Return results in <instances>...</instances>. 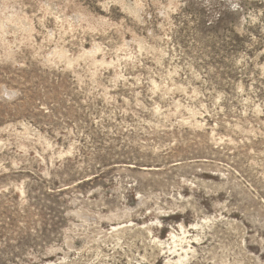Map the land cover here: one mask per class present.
Masks as SVG:
<instances>
[{"label": "rangeland", "instance_id": "374dc122", "mask_svg": "<svg viewBox=\"0 0 264 264\" xmlns=\"http://www.w3.org/2000/svg\"><path fill=\"white\" fill-rule=\"evenodd\" d=\"M0 264H264V0H0Z\"/></svg>", "mask_w": 264, "mask_h": 264}, {"label": "bare ground", "instance_id": "6f19581e", "mask_svg": "<svg viewBox=\"0 0 264 264\" xmlns=\"http://www.w3.org/2000/svg\"><path fill=\"white\" fill-rule=\"evenodd\" d=\"M181 262V261H180Z\"/></svg>", "mask_w": 264, "mask_h": 264}]
</instances>
